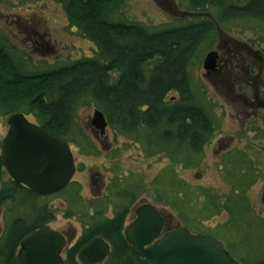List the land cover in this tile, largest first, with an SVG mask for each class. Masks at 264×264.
I'll return each instance as SVG.
<instances>
[{
	"label": "trees",
	"instance_id": "obj_1",
	"mask_svg": "<svg viewBox=\"0 0 264 264\" xmlns=\"http://www.w3.org/2000/svg\"><path fill=\"white\" fill-rule=\"evenodd\" d=\"M57 1L63 5L70 26L95 45L93 53L30 74L17 59L15 48L1 42L3 115L32 116V121L54 137L95 154L100 149L93 144L78 116L82 106H93L103 112L116 136L138 144L147 156L164 155L171 163L185 168L200 164L204 149L220 132L221 119L216 110L218 102L212 100L200 78H195L194 66L204 60L211 43L220 41L219 29L231 22H258L259 39L263 41L264 0H186L187 11L196 14L162 27L147 26L119 14L125 0ZM232 46L229 49L234 55L229 63H233L232 70H253L256 64L248 70L239 54L241 50L248 52V47H237L235 53V45ZM252 74L255 75L253 71ZM171 92L176 95L170 96ZM253 128L257 132L258 128L254 125ZM253 149L250 146L243 151L238 147L233 150L241 155L232 160L231 169L225 173L229 179L233 178L229 194L202 188L214 211L230 215L231 230L236 232L251 224L263 230V238L254 250L240 235L237 244L234 242V246L244 247L252 255L248 252L237 258L224 243L241 264H264V216L255 215L247 195L258 179V172L260 176L263 174L250 152ZM237 172H242V177L238 178ZM129 194L134 197L128 191H119L116 196L124 198ZM51 196H67L78 205L80 186L71 181L55 194L39 195L12 179L0 153V217L5 224L0 236V264H15L24 236L55 219L57 210L47 200ZM107 202L101 198L94 204L90 202V207L96 205V211L85 215L81 235L65 249L67 264H81L79 252L96 237L104 238L111 246L110 255L101 264H146L125 236V222L131 210L122 204L109 217ZM73 213L70 209L65 215ZM235 226L239 228L236 230Z\"/></svg>",
	"mask_w": 264,
	"mask_h": 264
},
{
	"label": "rangeland",
	"instance_id": "obj_2",
	"mask_svg": "<svg viewBox=\"0 0 264 264\" xmlns=\"http://www.w3.org/2000/svg\"><path fill=\"white\" fill-rule=\"evenodd\" d=\"M186 3V0H125L119 14L147 26L162 27L192 18L191 14L194 16L196 13L187 11ZM257 23L231 22L221 27L220 41L216 39L211 43L203 55L213 50L218 52L217 70L208 73L203 61L194 66L195 78H200L209 96L218 102L216 110L221 119L220 132L204 149L201 163L196 166L185 168L173 164L164 155L147 156L138 144L116 136L109 127L101 136L99 130L90 125L95 108L82 106L79 109L80 123L100 149L94 154L70 145L76 164L72 182L80 186L81 205L71 203L67 196L47 199L49 205L57 210L55 219L48 225L66 236L68 247L81 235L85 215L96 211V205L90 207V202L94 204L97 198H101L108 200L106 215L109 217L114 215L119 205L128 206L131 211H128L126 226L135 220V206L148 202L163 214L169 230L184 226L192 232L214 236L227 244L237 258L249 252L244 247L234 246V242L237 244V239L240 240L238 235L252 250L258 248L263 230L256 224L236 231L238 234L231 230L228 224L230 215L226 211L220 214L214 211L202 189L212 188L220 194H229L233 178L229 179L225 173L231 169L232 160L241 155V152L234 154L233 150L236 147L241 151L254 147L250 152L259 161L255 164L262 167L263 174L261 172L260 176L258 172V179L247 195L255 215L264 216V64H259L264 63V39H259ZM1 42L15 48L17 59L24 63L23 69L30 74L92 55L95 48L90 40L82 38L70 26L65 9L57 0H0ZM230 45H235V53L237 47H248V52L241 50L239 53L241 63L249 66L248 70L250 66L254 68L253 63L256 64L255 75H249V71L243 69L232 70L233 63H229L234 55L229 50ZM175 95L174 92L170 94ZM8 117L0 111V150L1 141L9 129ZM29 118L33 119L32 116ZM253 125L258 128L257 132ZM241 174L237 172L238 178L242 177ZM119 191H128L134 197H129L130 194L124 198L116 196ZM70 209L74 213L66 216ZM4 225L0 217V236Z\"/></svg>",
	"mask_w": 264,
	"mask_h": 264
},
{
	"label": "water",
	"instance_id": "obj_3",
	"mask_svg": "<svg viewBox=\"0 0 264 264\" xmlns=\"http://www.w3.org/2000/svg\"><path fill=\"white\" fill-rule=\"evenodd\" d=\"M217 51H209L203 66L208 73L217 70ZM92 126L105 135L108 121L94 109ZM9 129L2 140L1 159L10 176L38 194L49 195L67 186L75 172L70 145L54 137L24 113L8 118ZM136 218L125 231L134 251L146 264H241L217 239L194 234L180 226L164 233L165 217L148 203L140 204ZM65 235L46 225L24 236L15 264H67L63 251ZM111 246L102 237L89 241L79 252L82 264H100L110 255Z\"/></svg>",
	"mask_w": 264,
	"mask_h": 264
},
{
	"label": "bare ground",
	"instance_id": "obj_4",
	"mask_svg": "<svg viewBox=\"0 0 264 264\" xmlns=\"http://www.w3.org/2000/svg\"><path fill=\"white\" fill-rule=\"evenodd\" d=\"M76 29V28H75ZM77 30V29H76ZM78 33V32H77ZM77 59H79V58H77ZM74 60H76V59H74ZM29 71V70H28ZM252 71L254 72V69L253 70H250L249 72H248V74L249 75H251L252 74ZM93 117V116H92ZM91 121H92V119H91ZM91 126H92V124H90ZM52 135V134H51ZM4 138V137H3ZM3 140V139H2ZM65 142V141H64ZM65 143H67V142H65ZM68 145H71V144H69V143H67ZM71 147V146H70ZM1 150H2V141H1ZM1 150H0V153H1ZM29 188V187H28ZM32 190V189H31ZM33 191V190H32ZM35 192V191H34ZM36 193V192H35ZM38 194V193H37ZM39 195H41V194H39ZM42 196H45V195H42ZM128 226H126V224H125V229L127 228ZM66 237V236H65ZM67 241H68V239H67ZM67 247H68V245H67ZM66 247V248H67ZM20 248V247H19ZM65 248V249H66ZM65 249H64V251H65ZM63 251V252H64ZM63 256H64V254H63Z\"/></svg>",
	"mask_w": 264,
	"mask_h": 264
}]
</instances>
